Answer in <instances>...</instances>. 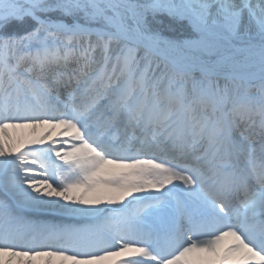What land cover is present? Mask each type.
Segmentation results:
<instances>
[{"label": "snow or ice", "instance_id": "snow-or-ice-1", "mask_svg": "<svg viewBox=\"0 0 264 264\" xmlns=\"http://www.w3.org/2000/svg\"><path fill=\"white\" fill-rule=\"evenodd\" d=\"M0 264H264V0H0Z\"/></svg>", "mask_w": 264, "mask_h": 264}]
</instances>
